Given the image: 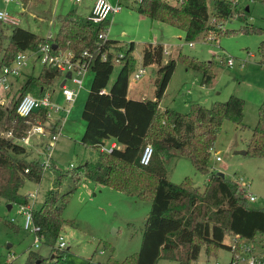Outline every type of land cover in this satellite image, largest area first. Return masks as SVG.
<instances>
[{
  "label": "trees",
  "instance_id": "obj_1",
  "mask_svg": "<svg viewBox=\"0 0 264 264\" xmlns=\"http://www.w3.org/2000/svg\"><path fill=\"white\" fill-rule=\"evenodd\" d=\"M136 5L144 16L183 29L189 41L214 30L215 24L223 19L234 15L243 18L238 0H214L211 9L208 0H181L180 4L169 0H137ZM107 22L95 24L89 16L69 12L60 17L57 33L48 40L20 24L0 20V66L11 64L20 51L36 50L46 41L53 44L55 53L70 50L74 57L102 45L92 64L94 77L82 112L86 127L81 141L97 151V158L74 166L67 173L57 174L41 206L33 210L34 223L41 227L43 241L51 252L44 256L30 249L25 264H69L67 251L57 246L68 222L63 210L71 194L88 180L152 202L138 253L122 262L110 260L108 264H158L162 258L192 264L203 248L210 256L217 248L230 249L234 260L237 250L232 243H226L227 235L241 237L236 241L237 246L244 241L251 243L258 234L264 235V208L251 207L246 189L237 180L222 177L216 171H210L204 190L195 186L190 178L184 183L173 182L168 177L164 154L178 149L191 159L197 171L208 172L224 120L247 126L243 120L244 100L231 95L227 101L217 102L212 107L195 104L186 113L171 108L160 110L177 59L162 63L164 45L152 42L143 49V62L160 65L155 97L130 98L129 78L135 69V57L131 54L134 44L125 48L119 40L110 37L103 44L99 35L106 31ZM105 51L106 59L102 57ZM119 51H123L118 63L121 69L110 84L117 65L114 56ZM185 60L190 67L202 71L204 82L213 78L212 60L202 61L190 56ZM58 75L60 69L43 65L39 75L28 74L17 90L20 92L17 97L16 93L8 102L0 98V203H28L29 197L21 194V187L26 180L39 182L43 177V163L30 157L22 140L28 136L34 122L48 120L46 110L39 109L24 117L16 107L24 94L33 90H39V94L41 88L50 85ZM110 141L117 146L110 151L103 149ZM148 144L153 146L154 154L145 165L140 160ZM249 152L264 155V101L248 142ZM65 184L69 190L62 192Z\"/></svg>",
  "mask_w": 264,
  "mask_h": 264
},
{
  "label": "rangeland",
  "instance_id": "obj_2",
  "mask_svg": "<svg viewBox=\"0 0 264 264\" xmlns=\"http://www.w3.org/2000/svg\"><path fill=\"white\" fill-rule=\"evenodd\" d=\"M169 1L181 3V0ZM238 1L239 13H242L243 18L234 15L223 19L219 24H215L214 30H208L199 38L189 41L183 29L141 14L137 10V0H110L114 5L120 2L122 7L109 16L105 35L119 40L125 48L134 42L131 54L135 57V69L130 73L128 94L132 99L155 97L160 65H145L143 49L150 42H161L165 48L162 63L176 58L177 66L161 99L160 110L171 108L186 113L190 112L195 104L212 107L217 102L227 101L231 95H237L244 100L243 120L247 126L241 127L231 119L224 120L213 148L210 170L197 171L189 157L182 155L178 149H171L164 154L168 177L176 183H184L190 178L201 190L205 189L210 171H222L232 180L243 177L244 183H251L247 191L257 196L256 200L249 201V205L264 208V155L236 152L248 150L253 128L259 120V108L264 101V0ZM20 2L27 4V0H0V8H6L10 14L22 20L21 26L37 30L35 23L38 19L35 17L38 16L33 17L31 12H39L34 7H47L46 12H41L44 14V20L40 21L43 25L40 33H45L49 28V31L55 34L61 15L77 12L86 16L94 0H32L24 13H21V8L17 6ZM208 5L211 9L214 0H208ZM48 36L45 38L48 39ZM121 52L123 53H118ZM187 56L202 61L212 60L213 78L204 82L202 71L190 67L185 60ZM229 58L233 59L232 65L228 64ZM114 61L117 65L110 77V84L121 69L119 61ZM29 62L27 72L39 75L43 65L37 62L36 55H32ZM139 68H145V72L136 79L135 72ZM25 74V77H28V74ZM93 77L94 71L90 68L68 115L61 111L53 112L51 117L43 122L44 133L33 131V125L37 123L34 122L28 136L22 140L31 158L46 163L48 153L51 154L52 163L45 164L42 179L39 182L26 180L20 189L23 195H37L34 208L41 206L58 173H67L74 166L78 167L87 160L97 158V151L81 141L86 127L82 112ZM23 79L22 77L17 83L18 86ZM63 80V75H58L44 90L50 92L54 103L68 106L70 103L65 101L61 90ZM68 85L77 87L72 81H68ZM0 91L2 95H6L5 89L0 87ZM30 92L38 94L39 90ZM16 93L15 97L20 94L19 91ZM5 100L8 102L7 98ZM55 124L57 129L61 128V134L58 140L53 141L51 136L56 132ZM109 143L107 142L108 145ZM46 145H50L49 150L42 151ZM217 157H220V160H217ZM68 190L67 184L61 189L62 192ZM151 206L150 200L130 195L112 186L91 180L82 182L71 194L63 210V215L68 221L62 231L68 242V263L108 264L110 260L122 262L136 255L141 248ZM25 223L26 217L21 213L18 203H13L11 208L6 201L0 203V264H25L30 249L44 256L50 254L49 245L43 241H40L39 246H35L37 235L32 229H27ZM226 243H232L237 250L234 260L230 249L217 248L210 256L203 248L198 260L192 264H245L242 260L243 247L237 246L233 234L227 235ZM250 244L254 253L264 254V235L258 234ZM158 264L179 262L162 258Z\"/></svg>",
  "mask_w": 264,
  "mask_h": 264
},
{
  "label": "built area",
  "instance_id": "obj_3",
  "mask_svg": "<svg viewBox=\"0 0 264 264\" xmlns=\"http://www.w3.org/2000/svg\"><path fill=\"white\" fill-rule=\"evenodd\" d=\"M10 1V0H6ZM81 1V0H76ZM121 4L118 2L117 5H114L110 2V0H95L92 12L89 15V19L95 23L99 24L101 22L107 21L111 14L118 12L121 9ZM0 20L4 23L18 25L20 24V19L12 14H10L7 10L0 8ZM106 32L100 33V38L103 39L102 43L105 44L109 37L105 35ZM48 40L52 39L54 34H48ZM192 44V42H191ZM102 47H98L96 50L86 49L84 50L80 56L74 57L73 53L70 50L61 51L59 53H55L53 51V44L50 41H46L36 49V50H26L20 51L16 54L11 64L0 66V87L3 89H9L11 86L10 78L19 77L23 74L24 70L30 65V58L32 55H36L37 62H40L42 65L51 66L60 69V74L63 75V78L66 79V83L61 86V90L66 102L70 103V105H61L59 103H54L51 99L50 92H46L44 87L41 88L39 94H34L32 92H27L22 96L19 100L16 110L19 115L27 117L30 116L34 111L39 109H45L47 118L51 117L53 112H64L65 114H69L71 111L70 106L75 101L79 90L83 87V80L87 73V71L92 68V64L95 60L98 50ZM165 49V48H164ZM107 52L105 51L102 54L104 59L107 58ZM123 57V53H118L114 56V59L120 61ZM228 64H233V59H228ZM70 71V77H67V73ZM145 72V68H139L135 72V78L139 79L143 73ZM68 81H72L77 85L76 88H72L68 85ZM0 98H2L0 96ZM45 125H43L42 121H38L33 125V131L44 133ZM56 132L52 134L51 139L56 141L59 139L61 134V128L57 129V125L55 124ZM117 146L116 142H112L110 146L105 145L103 149L110 151L112 147ZM50 145H46V149L49 150ZM154 154V149L151 144L145 146L144 151L141 156L142 164H149L152 160ZM217 160H220V157H217ZM51 154L48 153V159L46 163L43 165H50ZM244 178L241 177L237 179V181L241 184L243 188L251 187L250 182L244 183ZM29 200L28 203H21L20 210L26 217L25 227L27 229H32L36 235L35 246H39L40 241L44 240V235L40 233L41 227L34 223L33 210L34 204L37 199V195L31 193L28 195ZM247 197L250 201H254L257 199V196L251 191H247ZM14 221V219L12 220ZM235 241L241 239L239 235H234ZM44 242V241H43ZM68 242L64 238L63 235H60L58 239V248L61 250H66L68 247ZM250 243L243 242L242 247V260L245 261V264H264V254H256L253 252ZM234 246V245H233ZM235 248V247H234ZM13 260V258H12ZM215 264H219L216 262Z\"/></svg>",
  "mask_w": 264,
  "mask_h": 264
},
{
  "label": "crops",
  "instance_id": "obj_4",
  "mask_svg": "<svg viewBox=\"0 0 264 264\" xmlns=\"http://www.w3.org/2000/svg\"><path fill=\"white\" fill-rule=\"evenodd\" d=\"M40 1H45V0H40ZM94 2H95V0H94ZM94 2L89 6V14H87L86 16H84L83 14H79V15H81V16H83V17H88L90 14H91V12H92V8H93V5H94ZM25 3V2H24ZM28 3H32V0H27V4H23V2H20V3H18V7H20L21 8V10L20 11H22L21 13H24V11H26L27 9H28V7H29V4ZM27 5H28V7H27ZM32 5V4H31ZM2 9H5L6 10V8H2ZM34 9H36L37 11H39V12H31L32 13V16L33 17H35V16H38V17H35V18H37L38 19V21L35 23V25L37 26L36 28H37V30H33V31H35V32H37V33H39L41 36H43V37H46L49 33H52L51 31H49V28L47 29V31L45 32V33H40V31L43 29L42 28V23H40V21H43L44 20V18H42L43 17V15L44 14H41V12H46L47 10V7H45V8H40V9H37V8H35L34 7ZM50 10H51V8H49ZM30 13V14H31ZM39 15H42V16H39ZM61 16H63V15H61ZM60 16V17H61ZM60 17L58 18V20L60 19ZM21 22H22V20H20ZM50 21V20H49ZM50 23H52V22H50ZM39 24V25H38ZM21 25V24H20ZM57 33V32H56ZM55 33V34H56ZM53 34V33H52ZM55 34H54V36H55ZM132 43H134V42H131V44ZM152 43H155V42H152ZM159 43H161V42H159ZM29 67V66H28ZM27 67V68H28ZM34 67V66H33ZM26 68V69H27ZM24 70V72L25 73H27V74H29L28 72H27V70ZM23 72V74L21 75V76H19V77H13V78H11L12 80L10 81L11 82V86H10V88L9 89H6L5 91H6V97L4 96V95H2V93H1V91H0V96L2 97V98H7L8 99V101L10 100V98L17 92V90L22 86V84L25 82V80H26V78L27 77H25V73ZM24 78L23 79V81L22 82H20V85L18 86V82L20 81V79L21 78ZM146 97V96H145ZM145 97H142V98H145ZM142 98H139V99H142ZM38 133H40V132H38ZM113 141H110V143H112ZM109 143V144H110ZM43 150H47L46 149V147H44V149H42V151ZM37 200V199H36Z\"/></svg>",
  "mask_w": 264,
  "mask_h": 264
},
{
  "label": "water",
  "instance_id": "obj_5",
  "mask_svg": "<svg viewBox=\"0 0 264 264\" xmlns=\"http://www.w3.org/2000/svg\"><path fill=\"white\" fill-rule=\"evenodd\" d=\"M66 75H67V77H70V75H71L70 71H69ZM65 83H66V79H64V80L62 81L61 86H63ZM236 152H237V153H242V154H247V153H248V150H247V149H245V150H236ZM217 174H218V175H221L222 177H226L225 173L222 172V171H218ZM12 205H13V202H9V203H8V207H9V208H11Z\"/></svg>",
  "mask_w": 264,
  "mask_h": 264
}]
</instances>
